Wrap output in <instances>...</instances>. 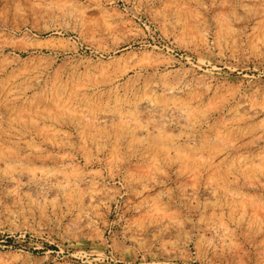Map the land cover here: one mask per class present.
<instances>
[{
    "label": "rangeland",
    "instance_id": "374dc122",
    "mask_svg": "<svg viewBox=\"0 0 264 264\" xmlns=\"http://www.w3.org/2000/svg\"><path fill=\"white\" fill-rule=\"evenodd\" d=\"M0 264H264V0H0Z\"/></svg>",
    "mask_w": 264,
    "mask_h": 264
}]
</instances>
